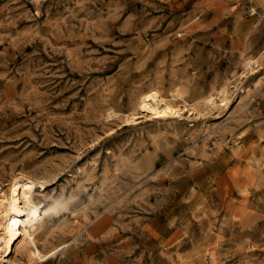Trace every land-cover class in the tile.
Here are the masks:
<instances>
[{"label":"rangeland","instance_id":"rangeland-1","mask_svg":"<svg viewBox=\"0 0 264 264\" xmlns=\"http://www.w3.org/2000/svg\"><path fill=\"white\" fill-rule=\"evenodd\" d=\"M263 155L264 0H0V191L64 200L48 264H264Z\"/></svg>","mask_w":264,"mask_h":264},{"label":"bare ground","instance_id":"bare-ground-1","mask_svg":"<svg viewBox=\"0 0 264 264\" xmlns=\"http://www.w3.org/2000/svg\"><path fill=\"white\" fill-rule=\"evenodd\" d=\"M255 61L250 59L247 62V66L249 68V71H251V73L256 72L255 70H257L256 67L254 66ZM248 73L249 72H247V74ZM261 82H262V80H261ZM225 86H227V85H225ZM142 91H145V90H142ZM162 93L157 88H153V89H150L146 92H142L139 96V100H138V104H137L136 109L141 110L144 113V115L147 116V118L149 117V118L156 119V118L162 117L164 119L166 117L180 116L182 110L185 108L181 107V105H178L175 102V98L177 97L178 94L173 92V94L171 96H164V95H162ZM179 93H181V91ZM167 95H168V93H167ZM228 98L229 97L225 96V88H224V90H219L218 98H217V96L213 95L211 92V95L209 94V96L207 97V102L213 106L217 103L220 106L221 105L227 106L228 105V103H227ZM135 99H136V97H135ZM201 100H203V99H201ZM203 101H205V99ZM186 102H185V104H186ZM203 103L206 104V102H203ZM206 105H208V104H206ZM193 106H191V107H193ZM191 107H188V108H191ZM136 109H135V111H137ZM198 109H200V108H197V110ZM197 113L200 114L199 111ZM201 114H203V113H201ZM140 116H141V114H140ZM188 116H189V114H188ZM197 116H196V118H197ZM201 116H203V115H201ZM136 118L137 117L134 113V114L128 115L127 120L135 121ZM192 118H193V116H192ZM131 123H133V122H131ZM205 133H206V131H205ZM210 136H211V134H210ZM246 150H244V152ZM236 151H238V150H236ZM257 151H258V155H259V150H257ZM242 153L239 151L237 152V154L239 155V157L241 159H243L242 157L244 154V153L243 154ZM261 160H263V159L261 158ZM24 175H25V173H24ZM24 175L23 174L18 175V173H17V176H15V177L13 176L14 178L9 181L10 182L9 186L7 188L5 187L6 189L3 188L0 191V264H5V262H11L13 264L14 262H12L13 261L12 256L16 253L20 254V256H22V257L25 256L26 257L25 260L27 259V262L29 264H48L51 262L52 256H54V254L57 251L64 248L65 246H68V244L65 245L63 243H61V244L59 243V244L55 245L54 247L45 248L44 244H39L41 242V241L39 242L40 236H41L39 232L44 230V229H47V227H45L47 218L49 216H51L52 214L58 212L60 209H62L65 205V202L63 199L58 198V197L57 198L56 197L50 198L48 200H44V199L42 200L41 197L40 198L37 197L36 196L37 181L30 176H24ZM39 186H41V188H43V184H40ZM45 233L46 232L44 231L41 234L44 235ZM49 242H51V241H49ZM215 247L213 245V248H207L206 254H208L209 258L212 261H214L215 256H216L215 255V250H216ZM64 251H62V253Z\"/></svg>","mask_w":264,"mask_h":264}]
</instances>
